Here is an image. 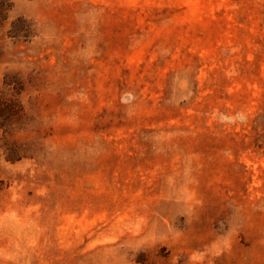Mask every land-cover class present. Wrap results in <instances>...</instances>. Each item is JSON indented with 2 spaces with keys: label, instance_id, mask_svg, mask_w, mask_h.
Wrapping results in <instances>:
<instances>
[{
  "label": "rangeland",
  "instance_id": "374dc122",
  "mask_svg": "<svg viewBox=\"0 0 264 264\" xmlns=\"http://www.w3.org/2000/svg\"><path fill=\"white\" fill-rule=\"evenodd\" d=\"M0 95V264H264V0H0Z\"/></svg>",
  "mask_w": 264,
  "mask_h": 264
},
{
  "label": "trees",
  "instance_id": "16d2710c",
  "mask_svg": "<svg viewBox=\"0 0 264 264\" xmlns=\"http://www.w3.org/2000/svg\"><path fill=\"white\" fill-rule=\"evenodd\" d=\"M17 84H19L17 82ZM15 88L18 85L14 86ZM22 116V107L14 99L3 98L0 95V127H7V124L15 117Z\"/></svg>",
  "mask_w": 264,
  "mask_h": 264
}]
</instances>
